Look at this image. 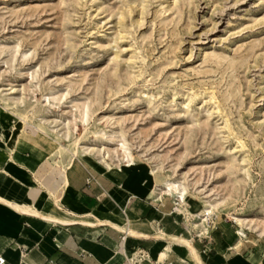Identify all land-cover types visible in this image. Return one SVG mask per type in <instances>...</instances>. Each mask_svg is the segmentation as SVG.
Returning <instances> with one entry per match:
<instances>
[{
    "label": "rangeland",
    "instance_id": "rangeland-1",
    "mask_svg": "<svg viewBox=\"0 0 264 264\" xmlns=\"http://www.w3.org/2000/svg\"><path fill=\"white\" fill-rule=\"evenodd\" d=\"M0 117L114 172L124 144L264 255V0H0Z\"/></svg>",
    "mask_w": 264,
    "mask_h": 264
},
{
    "label": "crops",
    "instance_id": "crops-1",
    "mask_svg": "<svg viewBox=\"0 0 264 264\" xmlns=\"http://www.w3.org/2000/svg\"><path fill=\"white\" fill-rule=\"evenodd\" d=\"M3 122L0 256L9 264H264L237 223L196 227L187 216L188 225L136 167L114 172L59 156L50 136Z\"/></svg>",
    "mask_w": 264,
    "mask_h": 264
},
{
    "label": "bare ground",
    "instance_id": "bare-ground-1",
    "mask_svg": "<svg viewBox=\"0 0 264 264\" xmlns=\"http://www.w3.org/2000/svg\"><path fill=\"white\" fill-rule=\"evenodd\" d=\"M121 149L125 153L124 159H126L125 160L126 165L124 167H119L118 170L135 168V164L132 160V157L129 153H127V150H126V147L124 144L121 145ZM67 151L70 152V150L66 146H64L63 144H60V148H59V152H58L59 155L62 156ZM72 155L74 157H78V151L72 152ZM110 159H111L110 155H108L107 157L103 156V157H101V163L107 169L113 170V166L109 163ZM151 174L155 175V171H152ZM155 192L158 196H176L178 201H179L178 206L181 203L186 202V195H187L186 190L184 188H181V186L175 182L167 181L166 184L164 185V187H160L159 185H156L155 186ZM214 208L215 207L213 205H208V206L204 207V209L201 212L192 214V220H194L196 222L194 225L196 227H198L201 224L202 225L208 224L210 216L213 214ZM176 211H180V209L177 207ZM236 221L239 223V225L241 227L239 230V235L245 236L244 229H243L244 224H243L242 220L236 219Z\"/></svg>",
    "mask_w": 264,
    "mask_h": 264
},
{
    "label": "built area",
    "instance_id": "built-area-1",
    "mask_svg": "<svg viewBox=\"0 0 264 264\" xmlns=\"http://www.w3.org/2000/svg\"><path fill=\"white\" fill-rule=\"evenodd\" d=\"M92 180H94V178L91 177L88 179V182H90ZM144 256L142 255V258H144ZM0 264H9V263L7 262V260L4 257L0 256Z\"/></svg>",
    "mask_w": 264,
    "mask_h": 264
}]
</instances>
